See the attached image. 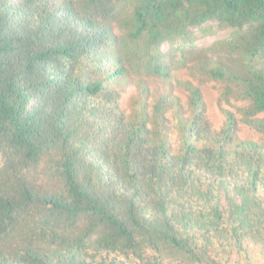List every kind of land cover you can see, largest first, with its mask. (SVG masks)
<instances>
[{
  "label": "trees",
  "instance_id": "obj_1",
  "mask_svg": "<svg viewBox=\"0 0 264 264\" xmlns=\"http://www.w3.org/2000/svg\"><path fill=\"white\" fill-rule=\"evenodd\" d=\"M179 70L240 117L217 130L198 87L187 115L144 80ZM261 114L264 0H0V264L264 253Z\"/></svg>",
  "mask_w": 264,
  "mask_h": 264
},
{
  "label": "rangeland",
  "instance_id": "obj_2",
  "mask_svg": "<svg viewBox=\"0 0 264 264\" xmlns=\"http://www.w3.org/2000/svg\"><path fill=\"white\" fill-rule=\"evenodd\" d=\"M223 37V33L218 35H213L209 37H200L197 43L200 46H208L213 43L216 39ZM150 87L151 91H162L166 92V90H172V94L175 97H179L181 101L185 105V111L187 115H190V109L187 106L188 99H189V91L188 87L185 83L190 82L193 86L198 87L201 90L202 97L206 104L207 114L208 117L213 125V127L219 130L223 123H224V109L232 111L236 113L237 117H240V114L237 113L234 105L227 106V105H220L218 102L219 95H220V85L214 81H203L201 78L196 77L188 70H179L175 71L171 75L170 81L166 85L155 80H150V78H144ZM158 88V89H157ZM139 89H133L129 92V96L126 98L124 106L127 109V112L130 110V97L133 94H138ZM151 101L153 102L154 99L152 98ZM259 117H264V114H261ZM238 135L243 140H254L259 141L261 139V135L252 130L251 128L241 125L238 130ZM231 264H264V253L249 249L245 253L243 252L242 256L234 258Z\"/></svg>",
  "mask_w": 264,
  "mask_h": 264
}]
</instances>
